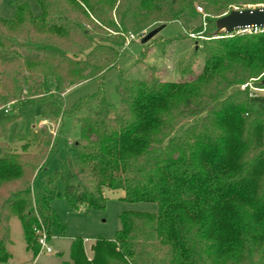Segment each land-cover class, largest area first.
Returning <instances> with one entry per match:
<instances>
[{
	"label": "trees",
	"instance_id": "obj_1",
	"mask_svg": "<svg viewBox=\"0 0 264 264\" xmlns=\"http://www.w3.org/2000/svg\"><path fill=\"white\" fill-rule=\"evenodd\" d=\"M37 2L38 15L29 0H17L11 18L0 14V109L8 114L0 121V261L11 257V218L36 257V228L49 237L53 227L66 231L53 200L104 210L105 190L122 189L124 200L157 203L158 211H123L115 238L95 239L92 258L77 237L61 264H264V90L250 88L264 89V30L204 41L203 69L192 80L121 75L118 107L101 96L91 114H78L85 99L41 112L72 116L81 133L76 152L39 190L33 183L54 146L51 134L21 127L9 138L23 105L103 79L128 34L194 16L196 3L221 15L264 0Z\"/></svg>",
	"mask_w": 264,
	"mask_h": 264
},
{
	"label": "rangeland",
	"instance_id": "obj_2",
	"mask_svg": "<svg viewBox=\"0 0 264 264\" xmlns=\"http://www.w3.org/2000/svg\"><path fill=\"white\" fill-rule=\"evenodd\" d=\"M16 1L0 0V14L6 18H11L15 13ZM29 2L33 14L38 15L41 8L37 0H29ZM258 4L264 3L244 4L242 6L246 8ZM198 7H201L203 11H198ZM195 8L196 15L168 22L156 36L147 42H142L141 38L145 33L159 26L156 25L159 23L151 24L140 34H128L117 65L108 70L103 79L94 78L84 81L61 92L51 94L50 100L21 107L23 117L14 120L10 125V140L21 127L26 134L30 132L32 127H37L51 134L52 144H54L46 164L35 177L34 190L40 189L46 174L60 167L63 158L76 152V148L72 143L80 137L81 133L80 125L72 116L65 115L61 117V113H53L46 114L47 117L43 118L41 112L58 109L60 101L66 106H72L78 100L85 99L80 102L81 108L78 114H91L96 109L98 99L101 96H105L109 102L118 107L120 97L116 87L121 75H125L129 79L192 80L203 69L205 61L204 41L229 35L233 32H251L233 31L218 34L217 19L228 13V11L221 15L210 14L198 3L195 4ZM232 9L240 8L235 6ZM208 16L213 18L216 28L212 29L206 23ZM191 33L194 35L191 36ZM184 68L188 69L187 72H183ZM256 80H259V78ZM246 86L247 84H243L237 87L245 89ZM250 88L251 90H264L263 88L254 87L252 84H250ZM9 104H7V108H9ZM7 116L8 114L4 108L0 109V121ZM44 121L47 124H43ZM57 185L59 190L63 192L64 182L60 181ZM105 195L107 199L104 210H90L86 207L74 209L68 204L63 195L53 200L52 206L66 224V231L61 232L58 228L53 227L52 236L48 240L51 252L39 251L36 257L34 252L26 247L20 220L17 217L11 218V242L8 245L11 257L7 262L0 261V264H61L62 261L70 259L71 242L77 237L84 239L86 255L92 258L95 239L98 237L110 240L115 238L121 227L120 215L123 211H158L157 203L124 200L125 192L122 189H106Z\"/></svg>",
	"mask_w": 264,
	"mask_h": 264
},
{
	"label": "water",
	"instance_id": "obj_3",
	"mask_svg": "<svg viewBox=\"0 0 264 264\" xmlns=\"http://www.w3.org/2000/svg\"><path fill=\"white\" fill-rule=\"evenodd\" d=\"M217 33H231L249 28H264V4L257 6H249L243 9H234L217 19ZM166 23L156 26L147 32L141 39L142 42H147L156 36ZM264 84V77L261 80Z\"/></svg>",
	"mask_w": 264,
	"mask_h": 264
},
{
	"label": "built area",
	"instance_id": "obj_4",
	"mask_svg": "<svg viewBox=\"0 0 264 264\" xmlns=\"http://www.w3.org/2000/svg\"><path fill=\"white\" fill-rule=\"evenodd\" d=\"M198 11L202 12L203 9L201 7H198ZM252 28L249 29H242L239 31H251ZM254 31H259V30H264V28H254ZM191 36H193L194 34H190ZM133 36V35H132ZM43 124H47L46 121L43 122ZM36 233L38 234V242L40 244V251L41 252H51V248L48 244V240L51 238L48 235V232L46 231V229L44 228V226H40L38 228H36Z\"/></svg>",
	"mask_w": 264,
	"mask_h": 264
}]
</instances>
